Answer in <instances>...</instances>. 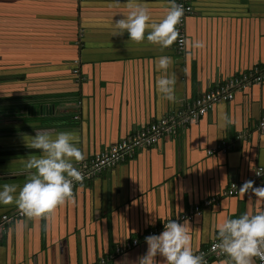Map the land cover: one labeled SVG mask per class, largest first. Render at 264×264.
<instances>
[{
	"label": "crops",
	"instance_id": "1",
	"mask_svg": "<svg viewBox=\"0 0 264 264\" xmlns=\"http://www.w3.org/2000/svg\"><path fill=\"white\" fill-rule=\"evenodd\" d=\"M136 3L149 15L146 36L166 15L169 0H0V186L14 184L19 191L29 178L24 164L39 155L29 147L35 130L70 132L87 158L264 64V0H192L181 54L174 42L161 49L126 32L112 35L115 20ZM195 40L205 47L192 49ZM162 55L172 60L173 101L156 89L162 73L155 62ZM75 61L80 80L72 73ZM71 92L77 97L67 100ZM263 116L264 79L138 149L133 159L72 187V199L46 217L0 226V264H132L146 251L149 229L215 196L182 221L193 252L206 249L224 219L264 209L251 190L223 194L230 181L246 182L256 165L264 166ZM221 140L230 142L224 152L215 149ZM261 185L264 175L254 187ZM15 207L0 204V216ZM132 239L135 246L110 257ZM206 254L207 264H229L226 255Z\"/></svg>",
	"mask_w": 264,
	"mask_h": 264
},
{
	"label": "clouds",
	"instance_id": "2",
	"mask_svg": "<svg viewBox=\"0 0 264 264\" xmlns=\"http://www.w3.org/2000/svg\"><path fill=\"white\" fill-rule=\"evenodd\" d=\"M170 7L159 21L151 23V30L145 36L149 15L141 3L129 5L127 15L115 20L112 35H122L140 42L145 38L161 49L170 46L178 36L176 25L183 15V8L169 0ZM205 47L203 40L191 42L192 49ZM171 57L160 56L155 67L162 74L156 80V89L160 96L173 101L175 79L167 74ZM227 123V118L225 117ZM39 150V155L30 156L24 168L28 179L17 191L16 185L0 186V204L15 203L18 210L27 218L46 217L56 206L72 199V182L81 179L75 164L84 159L82 151L73 142L70 132L60 131L55 134L38 129L32 135L29 145ZM257 176L264 175V166L255 170ZM242 192L251 190L259 203L264 204V185L253 187L252 181L241 186ZM15 194V195H14ZM146 223L154 224L155 218ZM217 243L215 249L227 256L229 264H255L259 258L264 262V209L254 214L247 212L235 218H226L217 225ZM147 245L143 255L132 264H207L203 254H195L190 244V236L185 223L169 220L163 224L158 234L145 236ZM159 257V259H157Z\"/></svg>",
	"mask_w": 264,
	"mask_h": 264
},
{
	"label": "built area",
	"instance_id": "3",
	"mask_svg": "<svg viewBox=\"0 0 264 264\" xmlns=\"http://www.w3.org/2000/svg\"><path fill=\"white\" fill-rule=\"evenodd\" d=\"M175 3L183 8V15L181 16L179 23L175 26L178 32L177 39L174 41V49L176 53H183L185 50V20L188 15L193 13L192 0H175ZM76 65L72 69V73L77 76V80L82 79L80 75L79 65ZM264 79V64L262 66L256 65L249 71L240 75H234L223 82L216 84L214 87L204 91L200 95L196 96L189 103L185 104L184 107L173 109L169 113L160 117L159 119L152 121L146 125L135 130L118 140L115 143L110 144L105 149L93 154L90 157L84 158L83 160L76 163V168L81 173V179L79 181H73L72 187L83 184L86 180L101 175L105 170L121 164L127 160L133 159L138 149L150 147L156 144L160 139L167 134L174 133L178 128L183 125L189 124L193 121L198 120L201 116L205 115L208 111L212 110L214 106L220 101H230L234 98L235 92L245 88L254 82H260ZM258 128L261 132L264 131V116L260 118L258 122ZM237 139H244L242 134L236 135ZM230 147V142L221 140L218 142L215 149L219 151H226ZM214 148L208 149L207 153L212 154ZM262 165H256L253 169L252 176L248 181L253 182V187L262 176L255 174V169ZM244 182L241 181H230L226 186L223 194L226 195H238L242 192L240 190ZM215 196L204 199L202 202L195 203L191 209L175 215L174 217L164 220L161 225H155L148 230L147 235L155 234L163 228V224L169 220H176L182 222L183 220H189L194 215L199 214L204 207L211 205L216 202ZM25 218V216L15 207L12 211L3 213L0 216V226L8 225L16 219ZM217 238L212 240L208 247L204 250L195 252V254H203L207 261V254L210 253L216 257L225 256L219 253L215 249ZM137 239H132L122 246L115 248L114 254L110 257H114L115 254H119L124 250L135 246ZM206 254V255H205ZM258 264H264L259 258H256ZM105 259H100L99 263L102 264Z\"/></svg>",
	"mask_w": 264,
	"mask_h": 264
},
{
	"label": "trees",
	"instance_id": "4",
	"mask_svg": "<svg viewBox=\"0 0 264 264\" xmlns=\"http://www.w3.org/2000/svg\"><path fill=\"white\" fill-rule=\"evenodd\" d=\"M65 97H66L67 100L68 99L69 100H73V98L77 97V95L75 93L71 92V93H66Z\"/></svg>",
	"mask_w": 264,
	"mask_h": 264
}]
</instances>
